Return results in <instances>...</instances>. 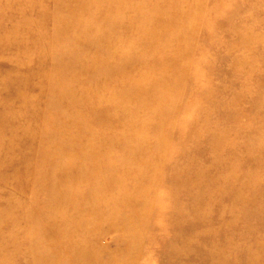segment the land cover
Returning a JSON list of instances; mask_svg holds the SVG:
<instances>
[{
	"label": "bare ground",
	"instance_id": "bare-ground-1",
	"mask_svg": "<svg viewBox=\"0 0 264 264\" xmlns=\"http://www.w3.org/2000/svg\"><path fill=\"white\" fill-rule=\"evenodd\" d=\"M57 3L60 9L53 17L56 16L58 24L50 33L41 34L43 39L51 40V45L34 47L37 54L43 55L50 46L55 62L46 66L42 59H37L35 69L11 66L20 79L14 101L23 100L28 90L37 92L30 98L33 112L22 115L18 121L26 125L22 140H30L40 125L34 167L23 165L4 177L9 181L22 174L30 180L26 185L31 204L21 207L10 202L13 207L10 225L17 231L12 239L52 238L70 242L90 239L86 244L71 243L63 247L45 244L24 249L37 253L43 260L41 264H103L101 257L91 254V249L96 247L98 224L107 223L114 234L123 237L128 264H137L145 248V237L152 235L148 233L150 215L156 206L158 189L164 184L170 191L162 199L174 210L168 227L163 230L173 231L174 236L165 244L163 241L166 252L161 253L160 264H264V232L253 230L258 226L264 229V216L252 218L256 223H246V209L260 201V196L253 201L245 197L255 190L260 195L264 192L263 149H257L255 154L250 152L243 164L240 151L232 146L225 149L224 138L212 135L205 122L193 133L202 143L193 145L190 152L204 159L206 166H199L186 153L184 166L168 167L169 158L180 156L172 153L167 158L168 144L164 147V141L132 138L153 132L151 125L136 122L134 118L136 113L152 111L166 99L167 94L155 95L152 91L163 82L154 79V75L170 71L175 60L170 53L173 46L168 52L155 48L161 29L155 22L145 24V14L152 10L146 1L57 0ZM121 32L122 35L117 34ZM99 53L102 57H96ZM44 66L50 69L49 75L33 80L32 76L39 75ZM180 76L184 81L185 72L180 71ZM152 94L153 99L143 101ZM42 96L39 105L38 98ZM214 107L208 110L212 113ZM180 110L166 108L155 114L157 120L173 122L174 114ZM8 119L16 120L15 116ZM97 124L107 129H96ZM114 124L118 127L110 129ZM7 129L16 136L19 128L16 123L8 124ZM262 139L264 148V134ZM6 146L7 140L2 141L0 151ZM205 153L210 156L205 158ZM98 155L104 159L97 164ZM214 167L216 171L212 172ZM86 195H93L92 202L80 205L79 199ZM222 199L231 203L230 220L217 225H231V233L240 234L239 240L259 248L258 252L235 247L233 256H226L225 249L232 244L215 239V235L224 231L214 229L207 223V216L200 214L202 207L210 213ZM73 205L76 208L69 209ZM180 205L186 212H178ZM247 226L252 228L237 232ZM199 227L207 230L198 232ZM158 232L161 234L160 230L153 234ZM147 249L150 254L158 252L149 245ZM4 261L0 260V264Z\"/></svg>",
	"mask_w": 264,
	"mask_h": 264
},
{
	"label": "rangeland",
	"instance_id": "rangeland-1",
	"mask_svg": "<svg viewBox=\"0 0 264 264\" xmlns=\"http://www.w3.org/2000/svg\"><path fill=\"white\" fill-rule=\"evenodd\" d=\"M140 1H146L152 9L151 12L146 11L148 13L145 14L147 15L145 24L155 22L154 24L161 29L155 41V48L168 52L170 46H173L170 53L175 60L174 67L170 71L154 75V79L163 82L161 86L156 84L152 91L155 95L162 92L167 94L166 99L152 111L147 109L143 111V114L136 113L134 118L136 122L151 125L153 132L134 135L132 138L159 143L164 141V147L168 144L166 157H172V153L180 155L174 160L169 158L168 167L184 166L186 153H189L188 155L195 163H199V166H206L204 159L190 152L193 145L202 143L201 140L193 137V133L204 126L205 122L211 129L212 135L224 138L225 149L228 146L231 149L232 146L240 151L242 156L239 157L242 158L243 164L246 163V156L250 152L255 154L257 149L264 151L262 147L264 134V0H164L163 3H161L162 0ZM33 2L34 0H0V143L7 140L5 150L0 151V260H5L3 264H26L30 261L33 264H41L42 259L37 253L34 254L32 250L24 249L27 246L36 249L45 244L63 247L71 243H90L88 242L90 239L86 238L77 240L78 242L52 238L12 239L17 231H13L10 225L13 223L9 218L12 214L10 210L13 209L10 202L17 203L21 207L31 204L29 186L26 185V181L30 182V180L22 174L12 177L9 181H5L4 177L23 165L34 167L37 162L36 152L40 125L38 124L39 128L36 131L33 128L34 133L30 140H22V134L27 132L25 131L26 125L18 121L19 118H23L22 115L33 112L30 98L37 95V92L28 90V93L23 95V100L14 101V94L20 79L15 76L17 72L14 68L11 70V66L26 65L35 69L37 59H42L46 66L55 62L50 46L43 55L37 54L34 47L51 45V40L43 39L41 34L50 33V30L56 27L58 22L56 16L53 17V15L60 9L57 0H38L36 4ZM134 3L137 2L134 1ZM133 8L138 9L136 6ZM39 18L41 21L38 20ZM157 20L159 23L156 22ZM33 34H35L34 39ZM117 34L122 35L123 32ZM8 44L11 46L9 47ZM100 56L102 57V54H96V57ZM180 71L185 72L184 81L181 76L179 77ZM49 72L50 69L45 67L39 75L35 74L32 78L34 80L46 77ZM153 96L154 94L143 101L148 102L153 99ZM38 101L40 105L43 102V96L39 97ZM209 107H214L212 113L208 110ZM166 108L171 110L179 108L184 112L180 110V113H175L174 119L172 118L173 122L164 118L163 121L157 120L155 113ZM9 116H15L16 120L8 119ZM6 121L7 125L17 123L19 129L16 131V136L13 135L11 129L10 131L7 129ZM117 124L121 126V123ZM117 124L110 129L118 127ZM192 127L194 130H191ZM28 128L32 127L28 125ZM95 128L107 129V126L97 124ZM169 131L173 132L172 136ZM164 152L165 149L162 154ZM203 156L206 158L210 154L205 153ZM102 158V155L96 157L97 164L103 161L104 158ZM166 169V167L163 168L164 175L167 173ZM215 171L216 167L212 169V172ZM261 187H264V173H262ZM169 191L170 187L164 184L158 189L156 206L150 215L148 225V233L152 235L145 237V248L137 264H160L161 253L166 252L163 241L165 244L166 241L173 239V231L163 230L168 227L170 214L174 210L172 205L162 199ZM92 196L86 195L79 199L80 205L90 201ZM259 196V203H252L246 209V216H248L246 223H256L252 218L264 216V192L260 195L259 190H255L245 194L250 201ZM105 206L108 205L105 204ZM180 207L182 205L178 206V212H186V209ZM55 208L59 207L56 205ZM72 208L76 207L73 205L69 209ZM158 208L160 211L157 210ZM230 208V201L222 199L210 213H206L207 208L202 207L200 214L207 216V223H211L214 229L224 231V233L219 232L215 235V239L232 244L231 248L225 249L226 256L232 257L235 247H242L252 253L258 252L259 248L241 242L238 238L240 234L233 235L231 225H217L229 223ZM182 223L186 222L182 221ZM259 227L253 230L263 234L264 229H259ZM251 228L247 226L237 232L244 233V230ZM97 230L99 236L95 238L96 247L91 249V254L94 253L101 257L103 264H128L130 260L125 250L123 237L114 234L107 223L98 224ZM158 230L161 234L158 232L154 235L153 232ZM206 230L205 227L197 229L202 233ZM149 240L152 243H149ZM148 245L154 250L157 249L158 252L148 253ZM60 250L63 249L60 248ZM61 253L66 254L64 251Z\"/></svg>",
	"mask_w": 264,
	"mask_h": 264
}]
</instances>
